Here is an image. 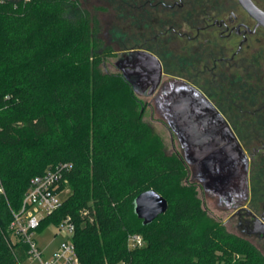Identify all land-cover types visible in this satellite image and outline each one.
Instances as JSON below:
<instances>
[{
    "label": "trees",
    "instance_id": "16d2710c",
    "mask_svg": "<svg viewBox=\"0 0 264 264\" xmlns=\"http://www.w3.org/2000/svg\"><path fill=\"white\" fill-rule=\"evenodd\" d=\"M111 2L121 14L133 8ZM98 29L80 0H0V264L32 258L28 242L10 228L13 211L31 179L60 162L73 165L61 182L70 192L37 230L60 228L70 216L80 264H264L255 245L207 215L196 184H183V155L149 143V127L131 109V83L101 69L110 47ZM199 84L244 138L251 126L263 130V122L244 118L252 108L246 85L220 94ZM260 156L253 171L259 198ZM151 188L169 208L144 224L134 201ZM134 233L143 245L130 244Z\"/></svg>",
    "mask_w": 264,
    "mask_h": 264
},
{
    "label": "flooded vegetation",
    "instance_id": "af4514ba",
    "mask_svg": "<svg viewBox=\"0 0 264 264\" xmlns=\"http://www.w3.org/2000/svg\"><path fill=\"white\" fill-rule=\"evenodd\" d=\"M133 12L135 46L122 51L116 65L127 74L135 91L146 98V106L153 105L164 118L160 105L175 79L185 80L205 95L200 82L220 94L227 88L246 85L252 108L244 118L252 124L255 120L264 123V0H134ZM142 52L155 56L161 64L160 83L153 92V74L158 68L153 70L137 61ZM216 107L249 159L247 192L244 196L218 193L222 185L211 183L207 172L195 173L185 160L192 169L191 182L197 181L205 195L231 212L222 224L235 225L237 235L252 245H264V178L260 198L253 191L254 166L260 155L264 157V125L260 132L251 126L244 138ZM232 117L243 118L238 114ZM203 207L206 209L205 204ZM253 237L257 243L250 240Z\"/></svg>",
    "mask_w": 264,
    "mask_h": 264
},
{
    "label": "water",
    "instance_id": "95a60500",
    "mask_svg": "<svg viewBox=\"0 0 264 264\" xmlns=\"http://www.w3.org/2000/svg\"><path fill=\"white\" fill-rule=\"evenodd\" d=\"M246 6L251 10V6ZM137 61L148 64L153 70L158 68L153 74L156 79L151 89L153 92L162 75L159 60L142 52ZM160 106L163 117L183 147L184 159L188 160L194 172H207L211 183H220L222 187L218 193L225 196L242 193L244 196L249 159L230 123L213 102L185 80L175 79ZM134 204L135 212L144 224L153 222L169 208L168 200L154 188L141 192Z\"/></svg>",
    "mask_w": 264,
    "mask_h": 264
},
{
    "label": "rangeland",
    "instance_id": "374dc122",
    "mask_svg": "<svg viewBox=\"0 0 264 264\" xmlns=\"http://www.w3.org/2000/svg\"><path fill=\"white\" fill-rule=\"evenodd\" d=\"M113 1L115 2V0ZM125 1H127L125 4H133V0ZM80 3L96 17L99 26V31L97 30L99 32L98 36L102 39L103 47H110V50L105 54L104 63L101 69L105 72L125 76L116 65V61L121 58L120 55L122 51L125 49H132L135 46V20L133 8H130V6L126 7L125 14L123 15L118 12V6L115 3H112L111 0H80ZM193 76L198 78L197 74H193ZM131 86L137 99L135 105L132 106L131 109L134 110L137 115H140L142 121L149 127V143L154 142V144L159 145V147L164 149L169 155H182L183 149L178 140L177 134L169 126L168 122L158 114L153 105L146 106V98L135 91L133 84H131ZM186 170L183 184H189L192 179V169L187 163ZM196 184L195 191L202 201V205L205 204L207 215L213 218L216 222L221 224L225 223L231 212L222 209L220 205L214 202L212 197H209L210 195L207 196L204 194L197 181ZM59 191L64 197L70 192V188H61L60 184ZM225 226L229 232L240 234L235 225L232 226L225 224ZM66 237L67 234L65 227L58 228L54 224H48L44 229L36 230L34 233V238L37 241V246L40 249L43 258L49 257L54 250L58 248L62 241L66 239ZM250 240L252 242L257 241L254 237ZM255 246L264 253V245ZM25 264H39V260L36 256H32V258Z\"/></svg>",
    "mask_w": 264,
    "mask_h": 264
},
{
    "label": "built area",
    "instance_id": "2783aa9c",
    "mask_svg": "<svg viewBox=\"0 0 264 264\" xmlns=\"http://www.w3.org/2000/svg\"><path fill=\"white\" fill-rule=\"evenodd\" d=\"M72 167V163L60 162L44 174L33 177L23 197L21 208L18 211H13L10 228L28 242L30 252L32 256L38 258L39 264H80L74 242L75 224L70 216L60 226V228L65 227L66 229V239L49 257H42L34 238V233L42 219L54 213L62 205L63 196L59 187ZM0 192H4L1 184ZM129 240L132 246L144 244L143 237L138 233L130 235Z\"/></svg>",
    "mask_w": 264,
    "mask_h": 264
}]
</instances>
